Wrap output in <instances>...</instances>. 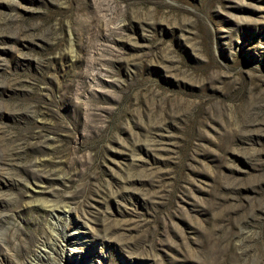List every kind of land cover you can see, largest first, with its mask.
<instances>
[{
    "label": "rangeland",
    "instance_id": "374dc122",
    "mask_svg": "<svg viewBox=\"0 0 264 264\" xmlns=\"http://www.w3.org/2000/svg\"><path fill=\"white\" fill-rule=\"evenodd\" d=\"M0 264H264V0H0Z\"/></svg>",
    "mask_w": 264,
    "mask_h": 264
}]
</instances>
